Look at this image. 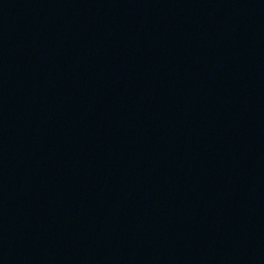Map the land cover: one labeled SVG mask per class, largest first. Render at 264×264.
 <instances>
[{"label":"water","instance_id":"obj_1","mask_svg":"<svg viewBox=\"0 0 264 264\" xmlns=\"http://www.w3.org/2000/svg\"><path fill=\"white\" fill-rule=\"evenodd\" d=\"M264 103V0H235Z\"/></svg>","mask_w":264,"mask_h":264}]
</instances>
